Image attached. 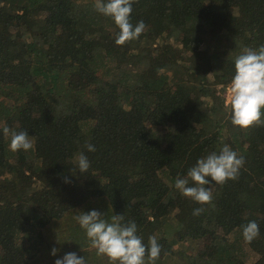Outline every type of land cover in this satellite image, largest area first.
I'll return each mask as SVG.
<instances>
[{
    "label": "trees",
    "instance_id": "trees-1",
    "mask_svg": "<svg viewBox=\"0 0 264 264\" xmlns=\"http://www.w3.org/2000/svg\"><path fill=\"white\" fill-rule=\"evenodd\" d=\"M94 2L0 0V264H109L75 219L91 210L156 236L159 259L189 241L183 264H264V124L233 126L225 100L235 57L264 44V0H137L131 23L146 28L122 46ZM4 126L33 148L11 151ZM225 144L245 160L238 179L210 205L182 196L177 176Z\"/></svg>",
    "mask_w": 264,
    "mask_h": 264
},
{
    "label": "clouds",
    "instance_id": "clouds-1",
    "mask_svg": "<svg viewBox=\"0 0 264 264\" xmlns=\"http://www.w3.org/2000/svg\"><path fill=\"white\" fill-rule=\"evenodd\" d=\"M137 0H95L94 10L104 17L111 18L118 27L115 43L122 46L127 42L138 39L144 32L146 25L143 20L133 25L131 13L133 4ZM235 75L229 85V100L231 123L240 129L247 130L253 125L264 124V44L258 49L243 47L241 53L234 59ZM4 137H10L9 148L16 152L28 151L33 148L32 140L27 131H16L4 126ZM89 152L95 151V146L87 144ZM75 163L80 173H87L90 168L88 157L82 152L76 157ZM245 160L227 144L220 151L212 152L198 159L190 167L186 177L177 176L175 189L184 197L190 198L200 205H210L213 201V189L222 186L228 180H236ZM210 178V179H209ZM66 183L70 180L65 179ZM204 208H196L193 215H200ZM98 210L81 211L75 217L78 224L85 230L90 246L96 250L98 256L107 257L109 264H155L159 259L162 246L156 236L149 237L145 245L137 234L135 221L125 222L123 214H114L110 220L104 218ZM242 235L246 242L251 243L260 235V228L256 221H249L241 226ZM53 248L51 254L57 255ZM55 264H88L85 257L76 252H68L62 258L56 259Z\"/></svg>",
    "mask_w": 264,
    "mask_h": 264
},
{
    "label": "rangeland",
    "instance_id": "rangeland-1",
    "mask_svg": "<svg viewBox=\"0 0 264 264\" xmlns=\"http://www.w3.org/2000/svg\"><path fill=\"white\" fill-rule=\"evenodd\" d=\"M230 85V84H229ZM227 91V88L225 90V93ZM226 104H227V98L228 96H226ZM181 220L184 219V216L182 215L180 217ZM171 224L176 223V219L173 217L170 220ZM171 227V228H173ZM196 247H198V244H192L191 242H185V243H180V244H175L174 248H173V253L171 255H167L164 258L162 257L161 259H159V264H183L186 262L187 258L194 253ZM253 261V260H252ZM251 261V262H252Z\"/></svg>",
    "mask_w": 264,
    "mask_h": 264
},
{
    "label": "built area",
    "instance_id": "built-area-1",
    "mask_svg": "<svg viewBox=\"0 0 264 264\" xmlns=\"http://www.w3.org/2000/svg\"><path fill=\"white\" fill-rule=\"evenodd\" d=\"M229 92H230V89H229V85H228V86H227V91H226V93H225V95L228 96V98H227V102H228V100H229Z\"/></svg>",
    "mask_w": 264,
    "mask_h": 264
}]
</instances>
